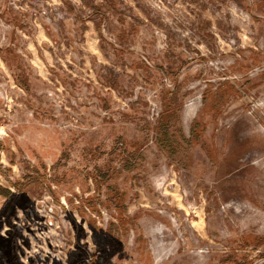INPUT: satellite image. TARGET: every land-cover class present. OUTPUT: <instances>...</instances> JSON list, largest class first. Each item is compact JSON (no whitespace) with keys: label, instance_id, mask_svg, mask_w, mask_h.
I'll return each instance as SVG.
<instances>
[{"label":"rangeland","instance_id":"obj_1","mask_svg":"<svg viewBox=\"0 0 264 264\" xmlns=\"http://www.w3.org/2000/svg\"><path fill=\"white\" fill-rule=\"evenodd\" d=\"M0 264H264V0H0Z\"/></svg>","mask_w":264,"mask_h":264},{"label":"trees","instance_id":"obj_2","mask_svg":"<svg viewBox=\"0 0 264 264\" xmlns=\"http://www.w3.org/2000/svg\"><path fill=\"white\" fill-rule=\"evenodd\" d=\"M167 126H165L164 124H162V129H161V138H163V141H165L166 143H168L169 141L172 140V138L168 135L167 133ZM194 135V133L192 134ZM160 138V137H159ZM172 142V141H171Z\"/></svg>","mask_w":264,"mask_h":264},{"label":"bare ground","instance_id":"obj_3","mask_svg":"<svg viewBox=\"0 0 264 264\" xmlns=\"http://www.w3.org/2000/svg\"><path fill=\"white\" fill-rule=\"evenodd\" d=\"M1 133H3V132H1Z\"/></svg>","mask_w":264,"mask_h":264}]
</instances>
